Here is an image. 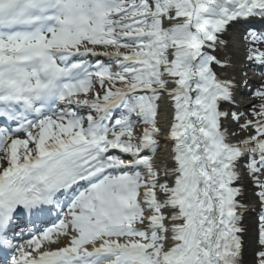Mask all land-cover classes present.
<instances>
[{
    "label": "snow or ice",
    "instance_id": "6c2138e0",
    "mask_svg": "<svg viewBox=\"0 0 264 264\" xmlns=\"http://www.w3.org/2000/svg\"><path fill=\"white\" fill-rule=\"evenodd\" d=\"M0 264H264V0H0Z\"/></svg>",
    "mask_w": 264,
    "mask_h": 264
},
{
    "label": "rangeland",
    "instance_id": "374dc122",
    "mask_svg": "<svg viewBox=\"0 0 264 264\" xmlns=\"http://www.w3.org/2000/svg\"><path fill=\"white\" fill-rule=\"evenodd\" d=\"M247 102V101H246Z\"/></svg>",
    "mask_w": 264,
    "mask_h": 264
}]
</instances>
